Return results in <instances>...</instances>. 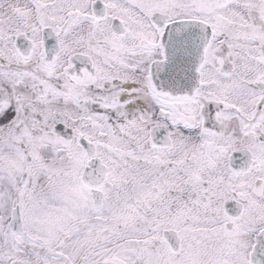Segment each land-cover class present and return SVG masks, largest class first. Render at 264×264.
Here are the masks:
<instances>
[{
  "label": "snow or ice",
  "instance_id": "1",
  "mask_svg": "<svg viewBox=\"0 0 264 264\" xmlns=\"http://www.w3.org/2000/svg\"><path fill=\"white\" fill-rule=\"evenodd\" d=\"M0 264H264V0H0Z\"/></svg>",
  "mask_w": 264,
  "mask_h": 264
}]
</instances>
